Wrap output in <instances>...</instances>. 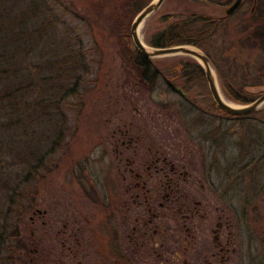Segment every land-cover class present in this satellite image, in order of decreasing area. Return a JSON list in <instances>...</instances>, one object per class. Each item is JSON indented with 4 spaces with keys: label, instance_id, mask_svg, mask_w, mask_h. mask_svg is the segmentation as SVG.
Returning <instances> with one entry per match:
<instances>
[{
    "label": "rangeland",
    "instance_id": "obj_1",
    "mask_svg": "<svg viewBox=\"0 0 264 264\" xmlns=\"http://www.w3.org/2000/svg\"><path fill=\"white\" fill-rule=\"evenodd\" d=\"M152 1L143 0L130 18V0H0V22L9 26L0 41V69L11 71L0 74V86L28 85L9 90L15 99L0 93V233L17 229L22 241L19 248L16 236L0 248V264H27L28 248L38 249L34 264H49L43 250L51 248L59 264L64 223L70 232L76 225L70 217L81 226L83 217L101 220L95 187L123 194L117 167L122 147L115 144L124 135H145L163 156L186 163L188 189L207 202V215L194 224L198 241L189 249L184 240L176 243L171 209H153L152 222L144 224L147 210L132 204L124 212L126 225L122 217L114 220L119 239L123 227L130 234L125 264H207L205 255L218 251L214 234L223 233L218 223L226 221L230 261L221 264H264V106L232 119L215 103L204 69L174 70L198 61L187 55L153 58L162 74L143 83L126 55L136 48L131 25ZM233 1L165 0L141 35L145 41L165 14L227 16L216 41L223 49L232 44L230 58L217 57L214 68L223 95L247 104L264 88L258 87L264 85V44L242 41L255 2L245 0L227 14ZM129 153L147 154L139 146ZM70 262L67 256L64 264Z\"/></svg>",
    "mask_w": 264,
    "mask_h": 264
},
{
    "label": "flooded vegetation",
    "instance_id": "obj_2",
    "mask_svg": "<svg viewBox=\"0 0 264 264\" xmlns=\"http://www.w3.org/2000/svg\"><path fill=\"white\" fill-rule=\"evenodd\" d=\"M235 1L227 7L229 8ZM253 1L255 2L251 9L254 14L253 24L249 27H243L254 32V44L261 46V44H264V41H259L260 38L264 39V35L260 34L261 32L264 33V21H262V17H264V0H261L263 7L259 8V10H257V6L260 0ZM244 2L245 0L242 1L238 9L242 7ZM258 87L262 88L264 85H259ZM177 90L185 97L186 94L179 87ZM263 90L264 88L261 89L262 94L264 93ZM123 131V134H125V130ZM234 132L236 134L237 130ZM194 135V132L190 131V136L194 137ZM202 137H207V135ZM146 138L145 135L139 138L132 135H124L117 141V144H115L117 148L122 147L121 153L117 150V155L119 156L117 167L119 168V175L124 180L123 194L119 197V194L115 195L112 190L106 194L107 192L98 191L97 187H95L96 189L94 188L97 192V198H94L93 202L99 203L101 200V206H98L100 210L98 213H102V216H100L101 220L98 219L99 217H83L84 223L82 224L84 226H81L80 224L77 225L79 221L77 216L70 217V220H74L76 224L70 232L67 229V223H64L65 228L62 236H60L62 245L59 250V264L66 263L67 256H71L70 264H125L127 258L130 259L128 256L130 234L126 233L128 228L126 227L125 231L123 227L125 237L119 239V227L116 226L118 223L114 222V220L117 217H122L123 223L126 225L127 214L126 216L124 214L129 211L132 204L140 206L145 211L147 210L146 216L148 219L144 220V224L152 222V217L150 216L153 209H171L174 231L176 232V243L179 244V241L184 240L187 242V248L189 249L193 242L198 241L199 234L195 233L194 224L196 219L207 215L206 200L198 199L188 189L191 181L189 180L190 170L187 168V164L183 163L182 160H171L163 156L162 152L158 150V145L156 143H146L148 141ZM141 141H143L142 144ZM132 146H139V151H146L147 154H140L138 158L134 157L129 153ZM113 196L116 200L113 199ZM105 198H107L108 202L104 201ZM34 213L41 212L37 211ZM154 216L157 218L158 214L154 212ZM31 220L34 222L35 217L32 216ZM218 225L219 230L223 229V233L216 232L213 237L215 241L214 247L215 249L217 247L218 251L210 256L205 255L204 260L207 264H221L222 262L230 261V257L225 255L229 251L228 246L231 243V238L226 233L227 221L224 224L219 222ZM165 230L168 229L166 228ZM30 244L34 245V242L31 241ZM161 245H164V243ZM27 251L30 252V256H26V263L34 264L35 256H33V253L35 254L38 249L28 248ZM51 251L52 248L50 250L44 249L43 253L48 254L47 263L56 264L57 259L51 255ZM210 257L212 258L210 259Z\"/></svg>",
    "mask_w": 264,
    "mask_h": 264
},
{
    "label": "trees",
    "instance_id": "obj_3",
    "mask_svg": "<svg viewBox=\"0 0 264 264\" xmlns=\"http://www.w3.org/2000/svg\"><path fill=\"white\" fill-rule=\"evenodd\" d=\"M142 2L143 0H130L129 6L127 7V12L130 13V18L133 17L135 12L140 9V5H142ZM226 17L218 18L202 12H191L183 16L165 14L164 16L159 18V23L161 24V27H158L155 30H150V32L148 31L146 33L145 41L148 45L153 47L194 45L204 51L212 60L213 64H215V60L219 56H227V59L230 58L227 52V48H229L232 44H229V46L225 47L224 50L222 46L218 44V41H216L217 36L220 34V28L225 22V19L223 18ZM248 19L252 24L254 20V14H251ZM8 27L9 26L6 25L4 22H0V41L3 36L8 35ZM244 34L245 36L242 37V41H244L245 43L247 41H250V43L252 44L254 42V32L247 30L246 32H244ZM260 34L264 35V33L262 32ZM259 41L263 42L264 39L260 38ZM235 47H237V45ZM125 51L127 52V49H125ZM126 56L128 57L127 61H129L131 66H133L137 70V72L142 75L143 83L154 82L155 77L157 75L162 74V71L157 69L154 65L153 60L142 54V52H140L137 48L132 49L130 52L128 51ZM2 63L3 60H0V65ZM191 65L194 67V70H197L199 73L203 74V67L198 61H195L192 64L179 63L175 65L174 70L189 71L188 69L191 67ZM14 70L16 73L20 71V69ZM10 73L11 71L7 69H0V74L8 75ZM14 88L16 89V91L21 89L24 90L28 88V85L23 84L22 82H15V84H13L11 83V81H4L3 85L0 86V93H3V95L8 96L9 98L15 99L16 96H13V93L9 92V90ZM152 90L153 87L151 91ZM229 97L240 103H244L247 101L246 98L235 96L233 94L229 95ZM245 117H247V115L242 117L231 116L232 119H241ZM13 231L14 232L10 233H7L5 231L4 234L0 233V248L4 247L7 242L12 243L14 237L16 236H18V247L21 248L22 241L19 238L20 234L15 233L18 232L17 229ZM11 246L13 247V245Z\"/></svg>",
    "mask_w": 264,
    "mask_h": 264
},
{
    "label": "water",
    "instance_id": "obj_4",
    "mask_svg": "<svg viewBox=\"0 0 264 264\" xmlns=\"http://www.w3.org/2000/svg\"><path fill=\"white\" fill-rule=\"evenodd\" d=\"M243 0H236L228 9L227 14L234 13ZM165 0H153L145 6L135 17L131 25V37L136 48L148 58H159L173 55H187L195 58L203 66L211 95L217 106L229 115L242 116L259 111L264 106V93L256 100L247 104L232 105L223 98L214 64L209 56L199 48L190 45H176L170 47H153L148 45L141 35V28L145 21L156 13Z\"/></svg>",
    "mask_w": 264,
    "mask_h": 264
},
{
    "label": "bare ground",
    "instance_id": "obj_5",
    "mask_svg": "<svg viewBox=\"0 0 264 264\" xmlns=\"http://www.w3.org/2000/svg\"><path fill=\"white\" fill-rule=\"evenodd\" d=\"M223 98H224L228 103H230V104H232V105H237L235 102H232V101H230L229 99H227L224 95H223Z\"/></svg>",
    "mask_w": 264,
    "mask_h": 264
}]
</instances>
